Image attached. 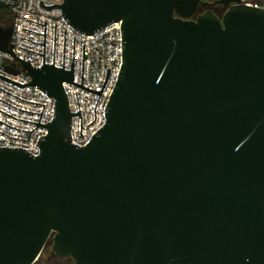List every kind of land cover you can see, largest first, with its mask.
Wrapping results in <instances>:
<instances>
[{
    "label": "water",
    "instance_id": "1",
    "mask_svg": "<svg viewBox=\"0 0 264 264\" xmlns=\"http://www.w3.org/2000/svg\"><path fill=\"white\" fill-rule=\"evenodd\" d=\"M39 5L61 7L86 35L120 22L121 65L103 126L79 147L69 133L79 106L69 112L62 82L99 98L109 68L101 89H89L83 44L81 84L72 82L74 37L63 69L65 30L59 68L55 24L48 64L45 21L23 18L43 25V34L21 27L43 44L19 37L42 45L37 68L15 56L10 28L0 27V50L20 60L6 71L30 82L0 78L54 100L52 120L41 124L44 104L0 88L42 105L36 113L0 99L38 122L2 113L47 129L37 155L0 147V264H33L50 238L52 252L74 264H264V10L240 0Z\"/></svg>",
    "mask_w": 264,
    "mask_h": 264
},
{
    "label": "built area",
    "instance_id": "2",
    "mask_svg": "<svg viewBox=\"0 0 264 264\" xmlns=\"http://www.w3.org/2000/svg\"><path fill=\"white\" fill-rule=\"evenodd\" d=\"M40 1L44 6H51L54 4L61 5L63 3V0H0V12L2 10H7L11 16L8 47L10 46V43H12L11 50L15 53L16 57L24 61H27L28 59L29 64L37 68L42 65L41 44H43V35L41 34H43V25L41 24H44L45 21L44 63L52 64L53 34L55 24L53 66L62 68L63 31L65 30L63 69L70 70L74 37V70L72 82L79 85L81 84L82 44L84 45L82 86L92 90H100L105 79L106 69L109 68V74L99 98L98 94L84 90L66 81L62 82V88L67 97L69 112L72 113L77 111L79 106V113L81 116L80 130V116L71 115L69 126V133L71 137L70 142L82 147L90 140L91 136L103 126L105 122L104 108L117 80V74L121 65L120 22L111 23L108 26L94 32L92 35L82 34L66 23L65 19L61 15V7L53 6L50 7V9H47L39 5ZM240 3L264 10V0H240ZM23 18L41 24L28 21ZM21 27L41 34L22 29ZM19 61L20 60L14 58V56L0 50V75L18 83L25 84L30 82L29 77L25 73L18 72L12 74L7 72L5 69V66L9 63L14 62L19 64ZM0 88L22 100L44 104V106L42 110V105L22 101L0 90V99L4 102L18 109L31 112L40 113L42 110L39 119V123L41 124H46L52 120L54 114V100L47 96V94L39 88L31 85L20 88L1 78ZM97 98L98 101L96 103ZM4 102L0 101L1 111L18 119L38 122L39 114L18 110ZM94 106L95 120L93 113ZM1 111V122L22 130L13 129L0 122V147H17L27 150V152L32 155H37L39 153V148L35 145L40 136H45L47 134L46 127H36L34 123L17 120L2 113ZM91 121L93 122L90 123ZM23 130L32 131L29 135V132ZM79 131L81 132L83 138L80 136ZM28 135L29 138L28 141H26Z\"/></svg>",
    "mask_w": 264,
    "mask_h": 264
},
{
    "label": "rangeland",
    "instance_id": "3",
    "mask_svg": "<svg viewBox=\"0 0 264 264\" xmlns=\"http://www.w3.org/2000/svg\"><path fill=\"white\" fill-rule=\"evenodd\" d=\"M218 7L219 8L215 11L219 15V14H222L224 12V9L221 6H218ZM0 26H2L4 28H8V26L4 25V24H0ZM51 247H52V239L50 238V239H48V241L46 242L42 252L40 253V255L38 257V261H36V264H41L45 260V258H47L50 255V253H52ZM62 263L63 264H74L73 260H71L68 257H67V259H64L62 261Z\"/></svg>",
    "mask_w": 264,
    "mask_h": 264
},
{
    "label": "flooded vegetation",
    "instance_id": "4",
    "mask_svg": "<svg viewBox=\"0 0 264 264\" xmlns=\"http://www.w3.org/2000/svg\"><path fill=\"white\" fill-rule=\"evenodd\" d=\"M207 1H212V0H207ZM219 7L218 6H214L212 7L213 10H217ZM204 9V8H203ZM1 28H4L2 26H0ZM8 28H10V26H8ZM64 259H67V256L65 257H60V256H57L55 255L53 252L50 253V255L45 258V260L41 263V264H63L62 261ZM38 261V258L37 260ZM36 261L33 263V264H36Z\"/></svg>",
    "mask_w": 264,
    "mask_h": 264
},
{
    "label": "trees",
    "instance_id": "5",
    "mask_svg": "<svg viewBox=\"0 0 264 264\" xmlns=\"http://www.w3.org/2000/svg\"><path fill=\"white\" fill-rule=\"evenodd\" d=\"M213 11H214V13L216 15H218L215 10H213ZM220 15L221 14H219L218 16H220ZM10 23H11V16H10V14L7 12V10H2L0 12V24H4V25H7V26H10Z\"/></svg>",
    "mask_w": 264,
    "mask_h": 264
}]
</instances>
